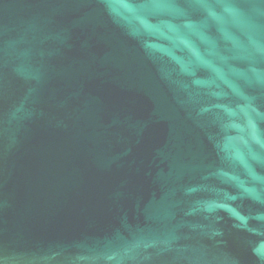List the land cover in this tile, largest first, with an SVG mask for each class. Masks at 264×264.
<instances>
[{"label":"water","instance_id":"water-1","mask_svg":"<svg viewBox=\"0 0 264 264\" xmlns=\"http://www.w3.org/2000/svg\"><path fill=\"white\" fill-rule=\"evenodd\" d=\"M0 264H264V0H0Z\"/></svg>","mask_w":264,"mask_h":264}]
</instances>
